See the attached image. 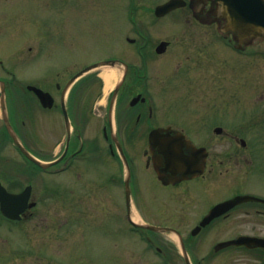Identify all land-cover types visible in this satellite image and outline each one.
I'll list each match as a JSON object with an SVG mask.
<instances>
[{
	"label": "flooded vegetation",
	"instance_id": "af4514ba",
	"mask_svg": "<svg viewBox=\"0 0 264 264\" xmlns=\"http://www.w3.org/2000/svg\"><path fill=\"white\" fill-rule=\"evenodd\" d=\"M56 1L63 2L66 8L72 4L71 28L64 27L63 18L58 21L60 27L49 32H42L41 27L31 34L30 28H23L21 35L26 44H19L6 56L0 55V192L3 187L9 194H20L30 187L28 205L34 207L27 208L23 221L33 219L48 191L53 190L60 197L57 202L61 205L67 195L76 196L73 200L77 201L76 181L83 178L92 180L94 194L105 196L98 222L106 226V222L113 221L126 234V226L136 228L131 223L133 212L145 220L142 200L150 189L158 188L168 194L195 183L205 186L225 172L235 171L237 178L241 170L264 180V92L259 98L250 97L254 101L249 104L247 123L234 126L235 123L224 124V117L228 116L224 111V93L215 92L213 96L200 86L207 81L205 69L211 67L210 75H218L214 61L220 63L224 48L235 53V46L254 47L264 41V36L240 44L235 32L227 28L223 5L218 0H186L185 7L168 16L182 11V15L205 27L180 30L183 33L176 35L180 43L176 45L173 40L158 38L151 29L140 27L134 21L136 16L139 18L135 0H129L128 14L134 27H122L115 33L111 30L112 33L105 34L114 38L103 39L104 46L87 50H103L108 55L99 60L91 61L90 57L79 60L74 53L76 47H85L91 38L101 41L98 39L101 34H95L96 28L90 27L91 21H83L81 28V14L76 12L79 3L95 0ZM110 1L104 2L108 4L107 9ZM77 26H80L78 32ZM84 29H88V34L81 39L79 30ZM35 35L37 50L31 45ZM81 40L86 43L81 44ZM163 42L167 47L159 53ZM64 50L72 53L70 61L64 59ZM53 52L60 59L40 67L39 74L27 76L19 71L21 66L33 68ZM102 61H116V68L112 69L116 83L105 103L102 102L105 82L101 72L76 78L88 66ZM31 87L45 92L44 100ZM238 96L235 93L237 106L241 104ZM9 125L30 156L17 147ZM234 127L235 135L228 133L229 139L216 138L229 130L232 132ZM244 130L250 132L248 139L241 134ZM31 157L48 166L38 165ZM48 180L55 182L49 184ZM237 185L235 182V188L227 194L230 196L208 208L190 233L171 226L183 236L190 264H264V246L251 244L252 241L223 245L243 235L219 240L199 237L216 223L229 220L240 207L264 208L263 202L234 206L194 235L214 206L244 194L264 199L263 194L241 191ZM79 208L85 206L71 207L81 216L77 221L89 220L91 217ZM256 212L264 216L261 208ZM1 222L15 223L1 214L0 202ZM171 243L183 263L188 264L176 242Z\"/></svg>",
	"mask_w": 264,
	"mask_h": 264
},
{
	"label": "rangeland",
	"instance_id": "374dc122",
	"mask_svg": "<svg viewBox=\"0 0 264 264\" xmlns=\"http://www.w3.org/2000/svg\"><path fill=\"white\" fill-rule=\"evenodd\" d=\"M119 1L111 0L109 9L106 8L108 4L104 3L105 0L78 4L76 12L79 11L81 14L79 16L81 28L83 21H91L90 27L96 28L95 34H101L98 39L100 38L102 42L98 43L96 39L91 38L85 47L82 45L76 47L74 50L76 58L82 60L90 57L91 61L99 60L109 52L103 50L87 52V50L104 46L103 39L115 37L105 33H115L122 27H134L128 18L130 1L122 0L125 3H119ZM166 1L168 0H135L134 6L141 20L136 16L134 21L138 22L140 27L151 29L158 38L173 40L176 45L180 44L177 42L179 36L176 35L183 33L180 30L205 27L192 18L187 16L186 18L185 14L182 15V11L162 19L156 18L153 13L155 7ZM71 8V3L66 8L63 2L56 0H0V55L6 56L16 46L24 43V36L21 35L24 33L23 28H30L31 34L35 33V28L41 27L42 32H49L60 27L58 21L61 18L64 19V27L71 28L70 13L74 12ZM2 17H6L7 20H3ZM86 17L90 19L85 20ZM79 28L80 26H77V32ZM79 33L82 39L85 34H88V29L79 30ZM125 33L129 34L130 31ZM35 38H37L36 35L30 42L31 45H35L34 50H37L38 41L34 40ZM80 43L86 42L81 40ZM25 44L26 42L23 45ZM62 53L65 60L72 59L70 51L64 50ZM57 59L60 57L53 52L52 56L48 59L43 57L33 68L26 69V66H21L19 71L27 76L39 74L40 67ZM214 63L218 66L216 69L218 75L216 77L210 75L211 67L205 69L207 81L200 86L204 87L206 93H213V96L215 92L224 93V111L228 112V116L224 117V124L244 125L250 113L249 104L254 101L250 97L259 98L264 92V41L244 52L235 49L234 53L224 48L220 63L218 61ZM102 70L105 69L96 73ZM115 83L116 78L111 86L104 84L103 103L106 102ZM235 93L240 94L239 106L235 105ZM254 103L257 104V101ZM228 133L235 135V127L232 132L229 130L216 138L229 139ZM241 134L248 139L250 132L244 130ZM236 177L235 171L225 172L218 177V180H209L205 186L195 183L168 194L164 190L158 191V188L150 189V193L143 196L142 215L152 224L179 227L180 230L190 233L209 207L230 196L227 194L235 188V182L238 183V189L241 191L264 195V180L260 179L261 176L241 170ZM54 182L49 180L48 183ZM76 183L79 190L77 200L79 202L73 200L76 196L73 198L67 195L61 205L57 202V198L60 197H56L53 190L48 191L43 197V206L36 211L30 222L23 221L18 225L8 222L2 225L0 223V264H184L170 240L163 235L151 233L155 242L154 249L151 251L137 234L129 230L130 227L126 226V234L122 233L113 221L106 222V226L99 223L105 196L91 191L92 180L89 178L77 180ZM74 204L80 207L85 206L79 209L86 211V215L91 218L89 220L87 218L86 221L84 219L77 221L81 216L72 211L71 207ZM153 205L157 208L153 209ZM257 208L264 210L263 207H256V205L240 207L229 220L220 221L205 233H201L200 239L219 240L238 235L264 236V216L256 212ZM10 225L14 228L9 227ZM155 247L163 249V256L156 253Z\"/></svg>",
	"mask_w": 264,
	"mask_h": 264
},
{
	"label": "water",
	"instance_id": "95a60500",
	"mask_svg": "<svg viewBox=\"0 0 264 264\" xmlns=\"http://www.w3.org/2000/svg\"><path fill=\"white\" fill-rule=\"evenodd\" d=\"M224 9L225 18L228 21V28L233 30L235 34L240 38L241 41L249 40L252 38H258L264 35V0H218ZM186 5L184 0H170L168 3L158 6L156 8V16L163 17L168 13L172 12L175 9L184 7ZM167 43H162L158 48V52L162 53L165 51ZM116 65V61H105L95 65H92L86 68L81 75H84L91 70L98 69L104 66H112ZM30 89L34 90L40 97V99L44 100V92L38 88L31 87ZM13 138L15 139L17 145L21 147L23 151V147L19 143L15 134L11 131ZM39 164L46 166L38 162ZM29 198V189L23 192L20 195H8L7 193L0 195V199L2 201V212L5 216L11 219H20L21 214L24 213L25 209L27 208V202ZM245 202H264V200L259 199L254 196L244 195V196H237L234 199L220 204L216 208L212 210L210 215L204 219L201 223V226L194 232V234H198L201 227L206 226L209 224L213 219L219 217L227 210L232 208L233 206H237L239 204ZM16 205V208L9 209V206ZM137 225L141 228H147L149 230L161 233H172L174 236H177V243L183 253L187 263H190L189 256L187 251L185 250V245L183 242L182 237L179 233L171 228L165 227H154L149 226L144 223L137 222ZM263 238L257 237H249L243 236L238 238L236 241H231L228 243H224L223 245H230V244H243L249 243L252 241L251 244H256L257 246H264V240H259Z\"/></svg>",
	"mask_w": 264,
	"mask_h": 264
},
{
	"label": "bare ground",
	"instance_id": "6f19581e",
	"mask_svg": "<svg viewBox=\"0 0 264 264\" xmlns=\"http://www.w3.org/2000/svg\"><path fill=\"white\" fill-rule=\"evenodd\" d=\"M101 76L104 79L105 85L109 87L116 78V73L112 69H105L102 71Z\"/></svg>",
	"mask_w": 264,
	"mask_h": 264
}]
</instances>
